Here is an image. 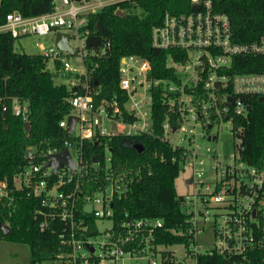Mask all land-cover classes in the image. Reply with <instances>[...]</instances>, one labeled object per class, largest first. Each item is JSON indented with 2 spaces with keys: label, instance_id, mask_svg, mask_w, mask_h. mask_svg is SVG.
I'll list each match as a JSON object with an SVG mask.
<instances>
[{
  "label": "built area",
  "instance_id": "built-area-1",
  "mask_svg": "<svg viewBox=\"0 0 264 264\" xmlns=\"http://www.w3.org/2000/svg\"><path fill=\"white\" fill-rule=\"evenodd\" d=\"M120 1L125 0H54L53 10L44 15H5L0 33L13 39L51 37L50 47L36 44L38 54L44 57L47 70L74 88L66 99L72 110L59 126L66 130L70 116L76 117V122L72 139L63 140L61 150L49 149L42 153L44 160L37 163L29 149L26 165L12 182L0 180V205L10 207L17 192L38 199L41 208L35 211V218L40 220V230L61 225L57 259L62 264H198V256L213 251L230 264H264V169L249 165L240 155L243 123L251 110L248 102L255 97L264 100V72L237 71L262 64L256 59L264 57V35L250 42H235L229 17L215 12L212 0H190L200 10L166 13L151 30L153 48L175 53V58L168 60L173 77L150 79V62L129 55L119 63L120 93L97 101L99 91L90 88L86 54L72 46L73 55L59 51L54 37L58 32L67 33L68 44L77 39L86 49V38L98 36L91 34L87 17ZM108 46L101 38V47L89 48L90 53ZM74 55L81 69L70 63ZM152 91L163 94L164 104L177 120L174 125L169 118L162 123L160 140L181 151L180 173L189 174L185 182L191 192L181 196L187 234L191 236L187 245L159 244L160 219H132L127 214L117 219L115 196L123 194L138 175L114 166L110 148L104 149L102 158L93 153L87 156L82 148L86 140L153 134ZM11 101L13 115L27 122L26 102ZM222 128L229 131L233 141L225 161H220L216 148L200 141L217 143ZM64 150L73 161V173L63 166L54 174L45 167L47 156ZM207 232L212 247H196L197 235ZM177 246L185 249L183 259L173 250Z\"/></svg>",
  "mask_w": 264,
  "mask_h": 264
},
{
  "label": "trees",
  "instance_id": "trees-1",
  "mask_svg": "<svg viewBox=\"0 0 264 264\" xmlns=\"http://www.w3.org/2000/svg\"><path fill=\"white\" fill-rule=\"evenodd\" d=\"M53 7L54 0H0V24L11 12L35 17L51 12ZM117 8L123 10V16L116 14ZM212 8L229 17L235 42H250L264 35V0H212ZM198 10L200 7L190 0H125L90 14L87 27L91 34L101 36L103 42L109 44L103 51L96 50L94 55L86 48L84 64L90 73L91 90L99 91L95 97L97 101L120 93L119 63L129 55L150 62V79L173 77L168 60L175 58V53L153 48L151 30L162 22L166 13ZM16 40L7 33H0V180L9 183L26 165L28 149L35 153L38 163L44 160L42 153L53 148L61 150L62 141L72 139L59 122L72 110L66 99L73 94L74 88L63 82L56 83L57 73L46 69V61L40 54L16 50ZM256 60L262 64L237 71L264 72V57ZM75 77L83 80L78 75ZM14 98L26 102L29 131L25 130L22 118L12 113L11 100ZM163 100L160 91H152L153 134L86 140L82 148L87 156L93 153L100 158L104 149L110 148L114 166L133 170L138 175L123 194L115 196L113 207L117 219L125 214L132 219H160L163 226L157 232L159 244L187 245L191 236L187 234L181 196L175 190V181L181 171V151L160 140L162 123L169 118L174 125L177 120ZM248 104L251 110L243 123L240 155L249 165L264 169V100L255 97ZM136 144L143 147L142 152L134 149ZM39 208L40 201L23 192H17L10 207L0 205V224L8 227L6 235L0 229V240L27 245L31 264L59 261L61 225L40 230V220L35 218ZM88 223L93 225V220L90 218ZM197 260L198 264H230V260L214 251L198 256Z\"/></svg>",
  "mask_w": 264,
  "mask_h": 264
},
{
  "label": "rangeland",
  "instance_id": "rangeland-1",
  "mask_svg": "<svg viewBox=\"0 0 264 264\" xmlns=\"http://www.w3.org/2000/svg\"><path fill=\"white\" fill-rule=\"evenodd\" d=\"M42 43L46 47H50L51 45V37L48 38H40L38 36H29V37H20L14 43V48L19 51H24L25 53H38V49L36 44ZM70 46L75 48L77 51H81L86 53V49L83 47L82 42H78L77 39H71L69 42ZM70 63L77 69H81L80 60L76 55L71 56L69 58ZM48 66H51V63L48 62ZM56 83H62L63 79L61 76H58L55 80ZM203 145H208L211 148H216L218 152L221 154L219 157L220 161H225L227 159L228 154L232 152L233 141L231 139V135L228 130L222 128L219 133L218 142H206V139L200 140ZM188 172L180 173L179 177L175 181V190L179 196H184L191 192V186L186 184V177L188 176ZM212 238L210 232L206 234H200L196 237V247L203 246L204 248H211ZM175 254L183 259L185 249L182 246H177L173 248ZM0 264H31L30 263V252L29 248L25 244L10 242L5 240H0ZM36 264H61L60 261H42Z\"/></svg>",
  "mask_w": 264,
  "mask_h": 264
},
{
  "label": "water",
  "instance_id": "water-1",
  "mask_svg": "<svg viewBox=\"0 0 264 264\" xmlns=\"http://www.w3.org/2000/svg\"><path fill=\"white\" fill-rule=\"evenodd\" d=\"M116 14L123 16V12L121 11H117ZM68 39H69V35L67 33L58 32L54 37V46L61 52H66L69 55H73L74 51L72 47L68 44ZM84 45L86 48L99 49L101 47V37L89 36L86 38ZM259 100L262 101L263 99L260 98ZM247 110L249 111L250 108L248 107ZM75 122H76V117L70 116L68 118L67 129H66V132L68 134L72 133ZM29 127H30L29 122H25L24 128L26 131H29ZM134 149L139 153L143 151V147L139 144H136L134 146ZM29 155H30V150L28 149L26 151V156ZM47 159L48 160L45 163V167H49L54 174L56 173L57 169L62 168L63 166L68 167L70 169V173H73L74 164L68 153V150H64L61 153L50 154L47 156ZM187 183H190V181H187ZM86 210L89 211L90 207L87 206ZM0 229L3 235H6L8 233V227L6 225L0 224Z\"/></svg>",
  "mask_w": 264,
  "mask_h": 264
}]
</instances>
